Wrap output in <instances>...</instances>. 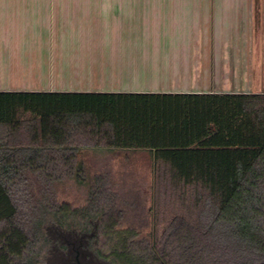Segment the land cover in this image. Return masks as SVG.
<instances>
[{
    "label": "crops",
    "instance_id": "0c3cea01",
    "mask_svg": "<svg viewBox=\"0 0 264 264\" xmlns=\"http://www.w3.org/2000/svg\"><path fill=\"white\" fill-rule=\"evenodd\" d=\"M263 79L264 0H0V92L264 94Z\"/></svg>",
    "mask_w": 264,
    "mask_h": 264
},
{
    "label": "trees",
    "instance_id": "16d2710c",
    "mask_svg": "<svg viewBox=\"0 0 264 264\" xmlns=\"http://www.w3.org/2000/svg\"><path fill=\"white\" fill-rule=\"evenodd\" d=\"M86 149L146 151L153 165L216 197L214 224L241 244L260 241L264 94L0 92V264H13L27 244L12 189L48 163L72 167Z\"/></svg>",
    "mask_w": 264,
    "mask_h": 264
},
{
    "label": "rangeland",
    "instance_id": "374dc122",
    "mask_svg": "<svg viewBox=\"0 0 264 264\" xmlns=\"http://www.w3.org/2000/svg\"><path fill=\"white\" fill-rule=\"evenodd\" d=\"M251 90L264 92V79ZM31 173L12 189L27 242L13 264H70L76 250L88 264H264V233L235 240L213 222L216 197L146 151L86 149L70 168ZM124 245L128 260L118 257Z\"/></svg>",
    "mask_w": 264,
    "mask_h": 264
},
{
    "label": "flooded vegetation",
    "instance_id": "af4514ba",
    "mask_svg": "<svg viewBox=\"0 0 264 264\" xmlns=\"http://www.w3.org/2000/svg\"><path fill=\"white\" fill-rule=\"evenodd\" d=\"M81 247L82 245L78 244V248L80 249ZM70 264H88V262L85 258H83V256H81V251L76 250L73 261Z\"/></svg>",
    "mask_w": 264,
    "mask_h": 264
}]
</instances>
